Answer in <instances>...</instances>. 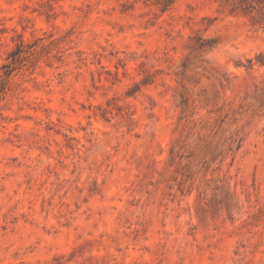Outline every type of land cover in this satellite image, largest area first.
<instances>
[{
    "label": "rangeland",
    "instance_id": "rangeland-1",
    "mask_svg": "<svg viewBox=\"0 0 264 264\" xmlns=\"http://www.w3.org/2000/svg\"><path fill=\"white\" fill-rule=\"evenodd\" d=\"M12 59L0 264H264V0H0Z\"/></svg>",
    "mask_w": 264,
    "mask_h": 264
},
{
    "label": "trees",
    "instance_id": "trees-1",
    "mask_svg": "<svg viewBox=\"0 0 264 264\" xmlns=\"http://www.w3.org/2000/svg\"><path fill=\"white\" fill-rule=\"evenodd\" d=\"M16 60L12 59L10 62L6 64H2L0 68H2V72L0 73V96L3 94L7 87L8 78L14 70V63Z\"/></svg>",
    "mask_w": 264,
    "mask_h": 264
}]
</instances>
